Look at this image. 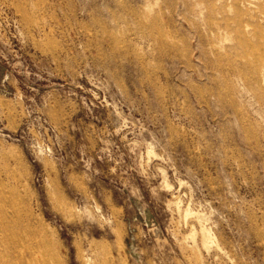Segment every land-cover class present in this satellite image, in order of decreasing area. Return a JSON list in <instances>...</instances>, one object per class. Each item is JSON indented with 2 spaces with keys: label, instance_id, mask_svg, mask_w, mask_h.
<instances>
[{
  "label": "rangeland",
  "instance_id": "1",
  "mask_svg": "<svg viewBox=\"0 0 264 264\" xmlns=\"http://www.w3.org/2000/svg\"><path fill=\"white\" fill-rule=\"evenodd\" d=\"M0 264H264V0H0Z\"/></svg>",
  "mask_w": 264,
  "mask_h": 264
},
{
  "label": "bare ground",
  "instance_id": "2",
  "mask_svg": "<svg viewBox=\"0 0 264 264\" xmlns=\"http://www.w3.org/2000/svg\"><path fill=\"white\" fill-rule=\"evenodd\" d=\"M8 156H11V155H10V154H8ZM2 227H3V226H2ZM2 227H1V228H2ZM2 231H3V232H5V231H6V228H5V227H3V228H2ZM14 249H17V248H14ZM11 251H12V250H11ZM12 253H13V251H12Z\"/></svg>",
  "mask_w": 264,
  "mask_h": 264
}]
</instances>
